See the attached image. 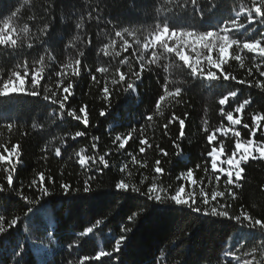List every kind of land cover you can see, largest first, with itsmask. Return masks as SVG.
<instances>
[{"label":"trees","instance_id":"16d2710c","mask_svg":"<svg viewBox=\"0 0 264 264\" xmlns=\"http://www.w3.org/2000/svg\"><path fill=\"white\" fill-rule=\"evenodd\" d=\"M216 2L218 6L213 13L206 14L203 19L197 15L195 26L200 31L216 29L225 20L236 18L231 12L232 9L238 11L241 6H250V0ZM49 3L51 0H30L13 23L18 27L27 23L31 32L39 35L38 30L44 26L41 22L44 20L42 9ZM97 3L102 13L99 20L95 13ZM199 3L205 9L210 7L208 0H199ZM21 4L23 0H0V20L6 17L10 8L19 7ZM173 7V3L168 0H55V11L47 17L51 21L54 15L55 22L48 34L49 44L46 45L55 59L46 61L40 87L41 95L21 96L19 99L0 102V145H22V156L14 175L16 190L20 191L23 185L24 195L35 200L40 193L35 188L29 189L28 184L32 179H40L37 173H43L45 178L52 177V180L44 181L50 195L42 199L43 206H34L38 211L30 220L24 219V212L27 210L25 201L15 193L0 196V215L5 217L4 227H8L11 219L21 218L19 226H14L10 234L4 236L5 242L11 238L24 245L25 256L21 264H37L34 246L44 244L52 245L53 250L42 264H66L68 259L76 260L79 264L82 256H95L100 250L112 251L115 240L122 233L126 236L125 245L119 255L110 259L101 258L104 264H115L117 261L119 264H181V261L186 264H237V261L245 264L252 259L249 253H253V249H256L254 254L257 261L264 264V256L260 254L264 252V248L260 247L264 235L258 231L250 230L229 218H213L190 212L187 208L164 210L158 202L149 201L146 195L153 183L156 184V192L161 195L166 194L165 190L167 194H175L176 189L183 186L185 198H188L185 193L194 192L198 203L201 187L208 199H211L213 190L225 191L226 196L218 198V201L220 204L231 205L227 209L230 216L247 211L254 218L264 219V161H252L244 166L240 187L231 186L236 193V199H233L227 195L224 184L226 173L221 174V180L217 182L212 174L214 170L211 169L210 161L207 162L208 173L204 171V154L210 149L206 147V137L203 135L205 120L208 121L209 132L222 124L228 126L226 116L222 117L220 114L218 100L229 91H237L238 96L230 99L225 111H233L244 99H252L251 106L241 113L234 112V118L239 117L242 120V124L236 126V130L241 132L240 139L246 141L250 138L248 130L242 125L248 123L251 126V115L264 111V91L254 86L256 80L264 82V77L259 75L260 71H264V62L259 59L254 61V53L241 49L244 39L257 38L259 32H264V27L253 24L252 29L231 33L233 38L241 41V48L233 46L230 49L229 62L223 66V71L235 76V80L206 89L198 81H189L184 72H165L162 67L153 65L152 72L145 71L143 80L138 83V98L135 94L129 96L116 89L111 96L110 107L101 99L99 89L103 87L106 79L109 88H112L110 81L116 67H119V59L127 55L139 71L135 53L140 51L144 38L153 30L158 17L164 15L166 9ZM190 9L189 5V10L180 17L187 24L193 23ZM89 11H92L91 19L88 18ZM29 16L33 19L29 20ZM77 22L83 25L80 29L75 28ZM239 22L246 23V20L241 18ZM113 24L117 27L114 28ZM257 28L259 32H253ZM124 29L135 33V37L125 34L124 39L134 45L135 39L139 38L140 46L129 48L120 57H105L100 49L113 40L116 41L113 45L115 50H121L123 41L116 38L115 32H123ZM77 36L80 37L79 40H75ZM33 42V49L24 50L30 62L44 54V49L39 47V41ZM71 44H75V47H65ZM80 52L84 53L83 57H80ZM186 54L192 59L197 58L193 51L186 50ZM235 54L243 57V65L232 59ZM212 55L215 59L217 53ZM150 56L151 53H147V57ZM204 56H207V52H204ZM24 58L11 54L9 50L0 49V73L3 79H7L16 63ZM76 59H81L79 77L71 75L72 67L64 69L68 75L63 84L67 86L70 80L74 84L75 93L66 107L75 108L78 112L79 107L86 104L89 116L87 127L82 121L68 118L66 113L61 119L58 105H52L50 101L43 99V88L47 85H51L53 91L64 94L62 88H56L58 77L55 73L61 70L62 64L72 65ZM175 62L183 63L178 59ZM256 64L261 65L258 70ZM203 66L208 67L206 60ZM99 67H107L109 72L97 73L96 69ZM89 69L100 81L99 85L92 81ZM249 69H252L251 75ZM121 70L127 72L128 67L124 66ZM212 70L218 74L220 72L219 69ZM165 77L175 81L170 90L175 87L182 88V96L179 98L181 103L176 104L173 101L161 117L155 114V100L164 94ZM241 80L246 82L239 83ZM101 109L107 111V116L99 115ZM53 112L56 115H51ZM173 112L185 119L186 138L177 141L181 145L179 150L173 144V140L179 135V122L170 125L168 134H164V124ZM185 113H188L187 118ZM78 114L84 116L83 113ZM149 115H153L152 121L146 120ZM8 124L13 125L12 129L7 127ZM133 129H136L133 137H128L127 134ZM77 131L85 132V136L73 140L72 137ZM261 133H264V125L255 137L256 140L264 138ZM117 135L124 139V149H119L118 144L112 143ZM93 137L98 139L94 141ZM217 139L224 141L226 154L222 153L221 158L225 160L226 155H231L237 138L229 132L227 136L218 133ZM142 140L146 141L143 153L139 151ZM93 143H96V148L92 147ZM58 147L62 151L61 157L55 155ZM81 148L85 149L81 155L86 158L98 160L99 156L105 155L109 167L103 172H97L95 169L102 168L103 165L90 163L93 170L86 172L80 167L75 155ZM159 148H163L169 155L164 156ZM178 152H182V155H178ZM132 156L136 157V161H133ZM156 160L161 161L164 169L162 174L154 171ZM13 163H17L15 158ZM197 163L201 164L200 169H195ZM125 165V171L121 172V167ZM6 167L7 164L0 162V183L6 184ZM223 167L228 168V165L225 163ZM188 168L194 169L191 179L183 175ZM216 174H220L218 170ZM88 176L95 179L90 182L91 191L85 193L84 180ZM121 180L129 185L127 190L115 189V183ZM61 184L69 185L72 191L64 192ZM133 187L139 188L140 192H133ZM129 216H134V220L129 221ZM97 221L100 223L97 224ZM26 225L29 226L28 230ZM86 228H93V232L81 238L83 246L78 251L73 249L69 256L66 251L68 243L73 242ZM125 228L130 231L124 233ZM49 233L54 234L50 236ZM10 247L7 244L0 245V264H12ZM225 253L231 254L225 258Z\"/></svg>","mask_w":264,"mask_h":264},{"label":"snow or ice","instance_id":"6c2138e0","mask_svg":"<svg viewBox=\"0 0 264 264\" xmlns=\"http://www.w3.org/2000/svg\"><path fill=\"white\" fill-rule=\"evenodd\" d=\"M30 0H23V4L19 7H12L8 10L6 17L0 20V49L9 50L11 54L19 57L24 56L23 60H19L14 69L8 74L7 79H3L2 73H0V80H2V86H0V102L3 101H11L13 98L19 99L21 96H30V97H38L41 95L40 87L42 80L44 79V74L46 70V61L51 62L54 61L55 57L52 51L49 50V47L46 45L49 44L48 34L52 31V26L55 22V16L53 15L52 20L48 21L47 17L52 15L55 11V0H51V3L43 6V17L44 20L41 22L44 24L43 28L39 29V35H36L31 32L29 24L25 23L22 27L16 26L13 21L17 20L20 17L22 8L29 4ZM169 3H173L174 7L172 9H166L165 14L158 17V22L154 24L153 30L148 34L147 37L144 38L143 45L139 52L135 53V56L138 61L139 71L133 66V62L129 60V57L125 55L123 59H119L118 64L119 67H116L115 72L112 75V79L110 81L112 88L110 89L108 86V80H105V83L102 88L99 89L101 93V99L106 104L111 105V96L113 91L116 89L122 90L123 93L131 96L135 94L137 98L139 97V88L138 83L143 80L145 71L149 73L152 72V66L156 65L158 67H162L165 72H169L170 70H175L178 72H184L189 81L196 82L198 81L202 87L206 89H212L215 86L221 85L224 82L229 80H235L236 77L231 75L230 73H226L223 71V66L227 65L229 62V53L230 49H233V46H236L237 49L241 48V41L239 39L233 38V32H241L252 29V25L256 24L260 27H264V0H250V6L245 7L241 6L238 11L232 9L231 12L234 13L235 19L229 18L225 20L221 26H218L216 29L208 30V31H200L195 26V21L197 15L200 19H203L204 16L210 15L217 8L216 0H208L210 7L207 9L203 8L199 0H168ZM189 5L191 6V16L193 19L192 24H187L186 22L181 21L180 17L189 10ZM91 7V6H90ZM96 18L99 20L101 18V10L99 8V4L97 3L95 6ZM88 18H92V11H89ZM243 18L246 20V23L239 22L240 19ZM29 20H32L33 17L29 16ZM110 22V21H109ZM81 22H77L75 24L76 29H80L82 27ZM113 27H117V25L113 24ZM253 32H259V28L253 29ZM132 36L135 37L134 32H130L128 29H124L122 31H116L115 36L117 39L122 40V46L120 51H116L113 45L116 44V41L113 40L110 44H104L103 48L100 51L103 53L105 57H120L122 52H127L129 48L140 46L139 38L135 39V44L130 45L127 39H124V36ZM80 37H75V40H79ZM39 41V47L44 49V54L39 55L38 59H33L31 62L27 58V53L24 51L25 48L28 50L33 49L34 42ZM75 47V44L66 45L65 47ZM89 46H91V41H89ZM111 49V51H110ZM186 50L193 51L196 53V59L190 58L189 55L186 54ZM242 50H247L249 53H254L255 55L252 59L255 61L259 59L264 62V32H259V35L255 39H244L242 43ZM151 53L150 57H147V53ZM204 52H207V56H204ZM217 53L216 58H213V53ZM80 57H83L84 53H79ZM203 57V59H201ZM178 61L183 63L175 62ZM232 59L236 61H240L241 65H243L244 60L240 54H235L232 56ZM206 60L208 67L204 68L203 62ZM81 59H76L72 65L62 64L61 70L56 72L55 75L58 77V81L56 84V88L63 90V95L59 94L58 91H53L51 85H47L43 88V99L45 101H50L52 105H58L60 109V118L63 119L66 113L68 118L74 119L75 121H82V123L87 127L89 124V116L86 111L87 105H83L79 107L78 112L83 113L84 116L78 114L75 108H67L66 104L70 102V97L74 96V84L69 80L67 86H64L63 81L67 78V73L64 71L67 67H72V76L79 77L81 75L80 66ZM127 66L128 71L124 72L121 69ZM256 69L258 70L261 65L256 64ZM219 69V74L217 71H213L212 69ZM190 70V71H188ZM97 73L107 74L109 69L107 67H99L96 69ZM252 74V69H249V75ZM89 75L94 83L97 85L100 84V81L97 79L95 74L91 73L89 69ZM259 75L264 77V71H260ZM118 77V78H117ZM51 79V77H49ZM246 81H239V83H245ZM175 83V81H170L165 77V82L163 85V95H159L158 99L155 100V114L163 117L165 115L166 108L172 105L174 101L176 104L181 103L179 99L182 96V88L175 87L174 90H170L171 86ZM255 87L264 91V82L261 80L255 81ZM238 96L237 91H229L227 94L221 95V98L218 100V104L220 106V114L222 117L226 116L228 126L225 127L223 124L215 128L212 132H209L208 121H204L203 135L206 137V147L210 150H207L204 154V171L208 173L209 169L207 167V162L210 161L211 169L213 171V175L217 182L221 180V174L225 173V168L223 164H227L229 170L226 172L227 179L224 181V184L227 189V195H230L233 199H236V193L232 191L231 186L240 187V181L242 178V174L245 171V165L252 161H264V138L260 140H256L255 137L258 133H260L261 126L264 125V111L260 113H255L251 115V126L248 123H243V128L248 130L249 139L246 141H242L240 139L241 132L236 130V126L242 124V120L239 117L234 118L235 113H241L242 110H245L247 107L251 106L253 103L252 99H244L241 103H239L233 111H225V107L229 104L230 99L236 98ZM167 101V103H164ZM107 111L105 109H101L99 115L101 117L107 116ZM51 115H56L53 112ZM185 118H187L188 113L184 114ZM147 121L153 120V115H149L146 117ZM179 122L180 131L179 135L173 140V144L179 150L181 148L180 143L177 141H181L186 138L185 136V119H181L179 116L172 113L170 119H168L167 123L164 124V134L167 135L168 128L170 125ZM7 127L12 129L13 125L8 124ZM143 129H141L142 131ZM136 129H133L127 135L128 137H133V133ZM229 132H232L233 135L237 138L235 141V146L232 148L231 155H226L225 160H221V154L225 153V145L223 140L217 139L218 133H223L225 136ZM264 136V133H261ZM85 136V132L77 131L75 136L72 137L75 140L77 137ZM98 138L93 137V140H97ZM112 143L118 144L119 149L125 148V141L122 139L120 135H117ZM146 144V141H141V147L139 151L143 153L145 151V147L143 145ZM219 146V147H218ZM93 148H96V143L92 144ZM157 147H159L157 145ZM85 151L84 148H81L79 152L75 155L78 158L79 165L86 172H90L93 169L90 167L91 164L103 165V167H97L95 171L103 172L104 169L109 167L108 162L105 159V155L99 156V159L96 160L92 157L82 156L81 153ZM159 151L164 155L168 156L169 153L166 152L163 148H159ZM4 153H7L5 155ZM258 153V155H257ZM55 155L57 157L62 156L61 148L55 149ZM107 155V154H106ZM131 155V153H129ZM178 155H182V152H178ZM22 156V145L10 144L7 146L0 145V162H3L8 165V167L4 168V172L6 176L4 179L5 183H0V196H3L5 193L9 195L15 193L21 200L26 202L27 210L24 212V219L30 220L31 217L38 211L34 206L37 204H41V201L44 197H48L50 195L49 188L45 186L44 181L52 180V177L49 176L47 178L44 177L43 173H37L40 177L39 180L32 179L28 184L29 189L35 188L40 195L36 197L35 200L30 199L28 196L23 193V185H21V190L17 191L14 175L19 167L18 161ZM13 158L17 160V163H13ZM133 161H136V157L132 156ZM155 173L162 174L164 169L161 166V161L156 160L155 162ZM126 165L121 167L120 171H125ZM201 164L197 163L195 165V169H200ZM216 170L220 174H216ZM187 179H191L194 175V169L188 168L186 173H184ZM95 177L88 176L87 179L84 180V188L83 192L88 193L91 191L90 182L94 180ZM143 183V181H142ZM194 183V182H193ZM129 187L123 180L115 183L116 190H127ZM61 189L64 192L72 191L69 185L61 184ZM133 192L139 193L140 189L133 187ZM185 189L183 186H180L176 189L175 194H167L166 190L164 195L156 192V184L153 183L151 187H149L147 192V199L149 201L158 202L159 205L164 207V210H183L187 208L190 212L203 214L205 216H211L213 218H229L231 220H235L244 227L258 231L261 235H264V219L254 218L247 211H241L239 215L230 216L229 211L227 210L231 205L229 204H220L218 198H224L226 196L225 191H216L213 190L211 192V199H208L207 195L204 193L203 187L200 189V201L197 202V198L195 193H185L188 198L182 196L181 193H184ZM41 206H43L41 204ZM134 216H129V221L134 220ZM20 217H16L11 219L8 222V227L5 228V217L0 215V245H11L10 247V259L12 264H21L24 256H25V247L19 241H13L11 238L7 242L4 240V236L10 234L13 230L14 226H19ZM100 221H97L99 224ZM130 231L125 228L123 230L124 233ZM93 232V228H86L84 231L79 233V236L76 239L68 243L66 251L68 255L71 256L73 249L77 251L81 249L83 246V241L81 238L87 237L89 234ZM54 233H49V235H53ZM126 236L122 233L119 239L115 240V247L112 251H104L100 250L95 253V256H82L79 258V264H104L101 258H112L114 255H119L121 248L125 245ZM42 247V246H39ZM261 248H264V241H261ZM256 249H253V253H249L252 255V259L245 262V264H260L257 261L255 256ZM231 253H225V258H227ZM264 256V252L260 253ZM26 264V262H25ZM66 264H77L76 260L68 259ZM115 264H119V262H115ZM181 264H186L185 261H181ZM239 264V261H237Z\"/></svg>","mask_w":264,"mask_h":264},{"label":"rangeland","instance_id":"374dc122","mask_svg":"<svg viewBox=\"0 0 264 264\" xmlns=\"http://www.w3.org/2000/svg\"><path fill=\"white\" fill-rule=\"evenodd\" d=\"M258 155V153H257ZM223 161V159L221 158ZM225 173L229 170V168H225ZM182 196H184L183 193H181ZM26 229H29V226L26 225ZM53 250V246L50 244H44L42 247L39 249L38 246H34V253L36 257L37 264H42L47 256L51 254Z\"/></svg>","mask_w":264,"mask_h":264}]
</instances>
